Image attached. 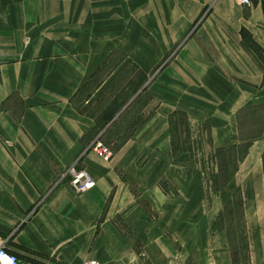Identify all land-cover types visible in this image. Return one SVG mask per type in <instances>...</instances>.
Segmentation results:
<instances>
[{"label":"crops","instance_id":"crops-1","mask_svg":"<svg viewBox=\"0 0 264 264\" xmlns=\"http://www.w3.org/2000/svg\"><path fill=\"white\" fill-rule=\"evenodd\" d=\"M112 52L135 67L128 82L160 68L147 88L156 105L105 160L90 146L109 124L74 100ZM262 56L264 0H0V240L21 264H234L214 217L189 223L188 202L158 183L181 173L171 115L229 143L239 111L264 105ZM262 137L227 184L242 178L245 264H264ZM75 162L95 181L81 193L65 177Z\"/></svg>","mask_w":264,"mask_h":264},{"label":"rangeland","instance_id":"rangeland-1","mask_svg":"<svg viewBox=\"0 0 264 264\" xmlns=\"http://www.w3.org/2000/svg\"><path fill=\"white\" fill-rule=\"evenodd\" d=\"M263 58L264 56H262ZM159 68L160 65L148 75L140 73L134 82H128L127 78L130 77L131 72L135 71V67L127 61L123 54L112 52L108 63L98 70L93 79L75 96L74 103L81 111L95 118L102 124L101 127L109 124L104 132L101 131L103 128L99 130L102 134H98L96 139L102 141L112 155L126 139L143 126L149 112L156 105L155 101L151 103L147 88L154 81ZM105 75L109 77L107 78ZM136 92L138 94L134 95ZM131 98L133 101H129ZM128 101L131 103L128 104V109L126 108L127 110L120 113V109ZM149 103L152 106L148 107ZM106 104L108 107L106 113H101L100 109H103ZM242 122L246 135L256 132L264 123V107L262 105L254 106V108L246 110L242 114ZM211 134L212 131L206 123L199 124L197 127H189V123L183 115H174L171 119L172 168L173 171L178 170L181 173L173 175L172 179L160 180L158 186L172 200L182 198L188 202L186 212L189 223L201 211L205 219L213 216L215 220H213L211 232L216 235L220 243H226L228 239L233 251V262L240 264L242 261L247 262L249 257L244 238L242 178L233 180L229 184L230 186L227 184L245 157L246 144L249 141H239L235 135L236 138L229 143L217 145ZM261 144L264 147V141ZM179 153H183L182 159H177L176 155ZM145 162V158L139 160L141 165ZM260 162L262 165V157ZM262 168L264 169V164ZM234 186H236L235 190L230 193L231 197L227 200L228 190ZM197 201L201 202L202 210L199 206L195 207ZM183 232L190 235L193 230L189 226ZM168 235L171 237V233Z\"/></svg>","mask_w":264,"mask_h":264},{"label":"built area","instance_id":"built-area-1","mask_svg":"<svg viewBox=\"0 0 264 264\" xmlns=\"http://www.w3.org/2000/svg\"><path fill=\"white\" fill-rule=\"evenodd\" d=\"M238 1L240 4L245 6H249L252 3V0ZM91 148L94 149V151L105 160H108L112 155L109 148L99 139L94 140ZM65 177L68 178V183L75 193L84 192L95 185L94 179L85 169L80 168L77 162L67 168ZM0 264H21L18 255L9 251L2 240H0ZM83 264L101 263L95 259H90L85 261Z\"/></svg>","mask_w":264,"mask_h":264},{"label":"trees","instance_id":"trees-1","mask_svg":"<svg viewBox=\"0 0 264 264\" xmlns=\"http://www.w3.org/2000/svg\"><path fill=\"white\" fill-rule=\"evenodd\" d=\"M133 101V100H132ZM75 104V106L77 107V109H79L78 108V106L76 105V103H74ZM131 104V103H130ZM129 106V105H128ZM127 106V107H128ZM126 107V108H127ZM263 107H264V105H263ZM252 108H254V106L253 107H249V108H246V109H243V110H241V111H239V113L237 114V120H238V134H237V138H238V140L239 141H250V140H252V139H254V138H256V137H259V136H261L262 135V132L264 131V123L260 126V129H258L256 132H254V133H250L249 135H246L245 133H244V129H245V126H244V123L242 122V114L246 111V110H249V109H252ZM128 109V108H127ZM126 109V110H127ZM80 110V109H79ZM81 111V110H80ZM176 114H179V115H183L184 117H185V119H187L186 118V116L183 114V113H180V112H178V113H174V114H172L171 115V118L170 119H172L173 118V116L174 115H176ZM236 137H234L233 139H235ZM246 146H248V142H247V144H246ZM239 198H240V196H239ZM241 201V200H240ZM245 236V235H244ZM245 238V237H244ZM246 240V239H245ZM246 242V241H245ZM246 263V261H242V262H240V264H245Z\"/></svg>","mask_w":264,"mask_h":264}]
</instances>
